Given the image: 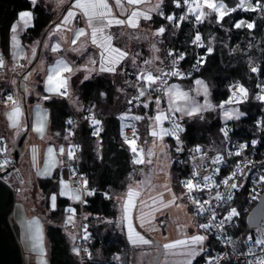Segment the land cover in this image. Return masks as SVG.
Returning a JSON list of instances; mask_svg holds the SVG:
<instances>
[{
    "label": "rangeland",
    "instance_id": "obj_1",
    "mask_svg": "<svg viewBox=\"0 0 264 264\" xmlns=\"http://www.w3.org/2000/svg\"><path fill=\"white\" fill-rule=\"evenodd\" d=\"M47 1L55 2L56 5L54 6L61 7V9L66 2H70V4L64 7L63 16L51 27L45 37L41 41H37L31 48L24 45L19 32L32 26L34 14L32 10H22L20 13L30 12L31 17H26L27 23H25L19 16L13 24L16 31H12L11 35L12 61L7 62V58L0 51V59L3 61L2 69L0 68V139L7 143L11 151L14 149L18 135L25 131L28 132L26 149L19 159L13 163L22 175V180L18 182L14 177L10 179L14 186L19 189L15 196L10 221L19 240L24 264H41V260L46 261V264L50 263L46 227L50 223L48 213L50 209L55 208L52 206L51 197L53 195L56 197L55 206L59 196L67 197L70 201L68 207L74 209V212L77 210L76 203L79 201L74 197L79 195L81 199V195L76 192L69 179L72 169L68 155L70 140L67 136L64 141L59 142L50 131V110L44 104V101L52 95H57L63 89L48 91L49 87L55 89L58 83L57 79H54L51 85L48 83V77L53 75L52 69L57 67L59 61H63L72 69L71 72L61 71L59 79L66 80L68 92L65 98L71 102V113H73V111L77 112V109L82 106L73 94L72 78L74 75L82 81L94 73L107 71H102V67L105 69L114 67L116 70L120 66L122 70L120 73L123 74L122 80H124L122 81L124 86L118 87L121 93H131L128 87L141 91L143 85L147 86L148 89L157 90L160 87L162 68L167 62L166 45L168 40H165L166 28L164 26L154 28L149 22L151 17L149 10H154V8L160 6L163 0H142L138 4H128L127 0L126 2L121 0L119 5L116 0H107L111 15H107L103 19L94 16L91 26H89L88 17L84 15L83 10L74 7L75 0ZM214 2L217 5L222 3L225 6L220 10L225 13L222 18L220 12L214 10L219 20H222L231 12V7L225 1L214 0ZM257 4L259 2L253 0H240V7L243 9L252 10ZM208 9L210 8L204 4V0H200L196 15L200 16V13L203 12V15L200 16L202 20ZM69 11L75 13L74 17H67ZM99 11L101 9H97V12ZM132 12L139 13L134 18L137 25L135 27L127 22L107 24L109 19L113 21L132 19ZM146 16L148 18H145ZM66 19L68 22H65ZM249 23L254 26L252 21L242 18L236 22V25L240 24L243 27ZM93 28L104 29L103 33H97V43L92 42ZM160 28H164L162 34H158ZM80 29H84L87 34L77 39V33ZM107 36L111 37V48L119 49L120 52L126 53L125 56L121 58L117 54H110V50L100 46L104 37ZM74 40L75 43H73ZM57 45H59V49L53 51ZM170 47L171 45H169L167 51L168 60L170 58ZM60 67L62 69L63 65H60ZM253 68L258 67L253 66ZM148 73H151L153 77H157L155 82H149L146 79ZM197 81H202V84H198ZM177 90L187 93L188 100L177 99ZM7 91L8 93H6ZM166 94L167 107L160 95L151 97L153 101V115L150 123L152 139L144 145L135 141L134 146L137 151L134 152L133 160L138 168L130 173V182L126 189L116 196L119 215L116 217L118 222L112 226L117 227L120 231L125 230L130 244L128 249L113 255L114 262L119 259L120 264H153L158 253L159 243L165 245L177 240H189L196 235L205 237L207 235L200 227L197 216L198 207L193 202L191 194L185 189L183 181L181 184L182 189H176L175 187L174 178L178 181V176L177 170L173 166L176 157L173 152L174 149L179 150L180 145L178 141H176V145L171 144V133L167 119L157 121L155 117L161 114L167 116L168 108L177 114L183 129L185 128V119L194 115L205 117L208 112L215 111L214 118L222 123L236 119L237 110L242 113L241 116L244 115V111L238 103H227V100H223L219 104H215L210 86L202 77L195 78L192 85H187L185 79L174 78L168 83ZM31 95L37 96V100L34 102L29 101L28 97ZM8 97L12 99L9 100ZM147 102L144 103L147 104ZM221 105L223 106L221 107ZM193 106L199 108V111L188 115L189 108ZM17 107L20 114L16 118V125L13 126V120L9 117ZM177 108L180 111H176ZM225 112L230 113V116L226 117ZM37 127H42L43 132H38ZM153 131L157 132L158 135L153 136ZM128 144L133 148L132 143ZM50 149L52 150L51 153L49 152ZM61 149H63V152H61ZM140 160L143 162H138ZM41 178H57L58 191L51 193L47 198L38 185ZM130 191L139 193V195H134L131 198L132 206L129 211H126L125 205L128 203ZM62 192L67 194L62 195ZM68 215L66 209V221L61 222L60 226L68 234L72 247L78 249V224L81 218L78 213H72V220L69 222V219H66L69 218ZM82 216L86 222L90 221L87 211ZM129 216L134 232L144 236L145 239H149L150 244H133L131 242L128 228ZM33 221H38V224L31 223ZM104 222L111 225L112 219L106 218ZM69 223L72 226H68ZM41 231L43 235V255H41L38 239ZM256 233L258 234V227H255ZM133 238H135L134 234ZM92 243L93 239L89 246L90 256L93 258ZM190 250H194L196 255L188 256L186 253ZM204 251L205 240L202 244L189 242L188 245L179 246L172 250L164 248L159 264H183L189 259L191 264H194L197 256ZM76 255L80 262V253H76Z\"/></svg>",
    "mask_w": 264,
    "mask_h": 264
},
{
    "label": "trees",
    "instance_id": "obj_2",
    "mask_svg": "<svg viewBox=\"0 0 264 264\" xmlns=\"http://www.w3.org/2000/svg\"><path fill=\"white\" fill-rule=\"evenodd\" d=\"M230 7L231 12L222 20H219L217 13L208 9L201 20V29L204 32L205 62L201 71L193 77L185 79L187 85H192L195 78L202 77L209 84L212 99L215 104L227 100L229 96V85L231 82L239 81L245 84L249 93L255 91L256 74L252 71L253 66L259 68L260 75L264 76V0H253L259 2L255 10L243 9L240 7V0H223ZM173 0H163L157 8L171 6ZM54 6L55 2L38 0L33 4L32 0H0V51L11 62V35L13 24L19 18L22 10H32L34 20L32 26L20 30V37L27 48L41 41L51 27L56 24L64 14V7ZM246 18L254 23L250 29L247 26L236 27L239 19ZM149 22L154 28L164 26L166 28V60L165 69L169 65L168 48L172 43V27L155 17H150ZM192 24H187V27ZM190 32V28L187 29ZM122 70L105 71L92 74L82 81L75 75L72 78L73 94L82 105L77 109L79 115L87 112H95L104 116L103 130L100 136L91 132V126L85 122L78 130V137L82 142V169L87 180L96 188L94 196L89 198L86 211L90 216L87 221L89 233L93 239V259L87 264H120L114 262L113 255L128 249L130 246L125 230L118 229L112 225L116 224L118 212L119 192L126 189L130 173L138 168L134 158V152L130 144L122 140L120 134L119 120L115 114L126 107L135 96H141V92L151 90L143 85L141 91L128 87L131 93H121L118 87L124 86ZM146 88V89H145ZM71 94V93H70ZM28 100L34 102L37 96L31 95ZM148 101L147 104L144 102ZM50 110V131L53 137L64 141L69 135L72 123L67 121L71 114V102L65 97L53 95L44 101ZM244 115L234 119L237 129L248 128L252 119L258 111V104L253 101L240 103ZM134 110L141 117L139 119L138 142L144 145L152 139L150 135V123L153 115V101L151 97H143L139 106ZM215 111L208 112L205 117L194 115L185 119L183 128L184 138L193 146H203L208 153L223 149L225 139L221 131L222 122L214 118ZM171 144L176 145V140L170 136ZM179 151L174 149L176 156ZM177 170L178 181L174 178L176 189H182V181L185 175L183 168L174 163ZM137 178V177H134ZM182 179V180H181ZM39 187L50 196L57 192L59 183L57 178H41L38 181ZM48 203V199H47ZM70 201L67 197L59 196L57 205L50 209L46 227L47 240L49 244V264H79L78 257L71 245L66 231L60 226L65 221L66 209ZM246 214L240 218L236 232L240 240L245 239L250 233H255V228L247 225ZM112 219L111 225L106 224L104 219ZM52 221V223H51ZM94 221V222H93ZM97 223H96V222ZM96 223V224H95ZM92 224V226H91ZM95 224V225H93ZM212 235H208L205 247L217 246ZM16 256L20 258V251L16 249ZM204 258V254L195 260L197 264ZM127 264V263H121Z\"/></svg>",
    "mask_w": 264,
    "mask_h": 264
},
{
    "label": "built area",
    "instance_id": "obj_3",
    "mask_svg": "<svg viewBox=\"0 0 264 264\" xmlns=\"http://www.w3.org/2000/svg\"><path fill=\"white\" fill-rule=\"evenodd\" d=\"M123 1L126 2V0ZM199 3L200 0H173L169 7L162 6L158 10H149L152 17L168 23L173 29V41L169 51L170 63L160 74L159 89L147 90L144 95L135 96L130 104L115 114L119 120L121 138L126 143L139 139V119H135V117L140 116L134 108L139 106L144 96L160 95L167 107L166 87L168 83L174 78L189 79L201 71L206 54L201 19L197 20L196 15ZM168 17H173V19L170 20ZM189 23L192 25L187 27ZM189 28L190 32L187 31ZM197 35L200 36L199 41L195 39ZM0 68L2 69V67ZM255 69L257 71H255L254 93L250 96L249 89L245 84L234 81L229 85L230 93L227 101L233 100L232 103L235 104L253 101L258 104V111L248 128L237 129L234 119L222 123L221 131L223 135L227 131V136L224 135L225 143L220 151L208 153L203 146L191 145L183 136L177 114L167 108V124L171 137L180 145L179 154L176 155L174 163L183 168L185 172L183 178L185 189L189 192L186 187V182L189 180L194 185L193 190L189 193L193 200L200 202L196 203L198 220L200 225H210L202 230L208 235H212L218 244L206 248L204 258L197 264H209V262L211 264H248L249 261L255 264L258 257H264V245L255 244V240L264 232V221L257 226L258 234L250 233L243 240L239 239L236 232V226L239 225L242 215H247L264 193V180H261V177H264V99L259 98L264 96V76L260 75L259 68ZM173 72L178 75H172ZM238 86L247 90L246 98L239 95L234 97V93L238 92ZM67 92L68 87L66 86L61 90L59 96L67 97ZM103 118V115L95 112H87L81 116L76 111H73L67 118L72 123L69 129L70 149L68 155L72 165L69 179L75 190L81 195V199L77 203L78 209L73 212L74 214L78 213L81 218L78 224L77 240V247L81 255L80 264H87L89 260L93 259L89 250L92 237L82 215L86 213L89 198L94 196L97 190L87 180L82 169V142L78 137V130L83 123L87 122L91 126L92 134L99 137L103 130ZM93 120L100 123L94 124ZM97 130H99L98 133ZM13 163L14 159L9 146L0 139V177L11 185L16 196L19 189L10 179L14 177L20 182L22 175ZM233 173H235L234 176ZM204 177H211V180L206 181ZM225 180H228V185L224 184ZM233 183L237 185L236 188L230 187ZM89 192L92 194L89 195ZM217 194H220L223 199H216ZM228 196H231V199H228ZM200 205H203L204 211L200 210ZM209 208H211V212L208 211ZM232 209H236L239 215L232 217L231 220H226L225 218ZM212 212L215 213L214 220ZM67 213L72 214L68 210ZM68 226L72 225L69 223ZM249 237L252 239L249 240ZM229 241L231 242L229 243ZM250 249L255 253V256L247 254ZM225 256L226 259H224ZM115 262L120 263V260L117 259Z\"/></svg>",
    "mask_w": 264,
    "mask_h": 264
},
{
    "label": "snow or ice",
    "instance_id": "obj_4",
    "mask_svg": "<svg viewBox=\"0 0 264 264\" xmlns=\"http://www.w3.org/2000/svg\"><path fill=\"white\" fill-rule=\"evenodd\" d=\"M32 2H33V4H35L36 0H32ZM141 2H142V0H127V3H128V4H138V3H141ZM116 3L119 5V4L121 3V0H116ZM204 4H206L208 8L213 9V10H215L216 12H220V16H221V18H222L223 15L225 14V13H223V12L220 11L221 9H223V8L225 7L222 3L219 4V5H217V4L214 2V0H204ZM197 6H199V4H198ZM259 6H260V5L257 4L252 10H255V9L258 8ZM74 7H76V8H80V9L83 10L84 15H86V16L88 17V24H89V26L92 25V18H93L94 16H98L99 18L103 19L105 16H107V15H111V9H110V6H109L108 3H107V0H75V5H74ZM97 9H101V11L97 12ZM74 15H75V13H74L73 11H69V12L67 13V17H68V18H72V17H74ZM138 15H139L138 12H132V13H131V17H132V19H129V20H127V21H123V20H115V21H113V20L109 19V20H107V24H108V25H111L112 23L123 24V23L127 22L129 25L135 27V26H137V25H136V21H135L134 18L137 17ZM202 15H203V12L200 13V16H202ZM19 16H20V19H21V20H24V22L27 23V20H26L25 18H26V17L30 18V17H31V13H30V12H22V13L19 14ZM200 16H197V20L200 19ZM145 18H148V17L146 16ZM168 19L171 20V19H173V17H168ZM65 22H68L67 19H66ZM240 26H241L240 24H237V25H236V27H240ZM247 27L251 29V28L253 27V24H250V23H249V24H247ZM12 31H13V32L16 31V27H15V26H13ZM103 31H104L103 28H93V30H92V42H93V43H97V39H96V37H97V33H98V32H99V33H103ZM163 32H164V28H160L158 34H162ZM86 34H87V33L84 31V29H80V30L78 31V33H77V39H79L80 36H84V35H86ZM195 39H196V41H199V40H200V36L197 35ZM110 41H111V37H110V36L104 37L103 42L100 43V46L103 47V48H105L106 50H110V54H117V55H118L119 57H121V58H122L123 56L126 55V53L120 52L119 49L111 48ZM75 42H76V41L74 40L73 43H75ZM58 49H59V45H57V46L53 49V51H56V50H58ZM102 55H103V54H102ZM60 65H63V68H62V69H61ZM2 66H3V61H2V59H0V67H2ZM101 70H102V71H104V70H107V71H114L115 69H114V67L107 68V69H105V68L102 67ZM61 71H64V72H71L72 69H71L70 67H68L67 64H65L63 61H59L58 64H57V67H54V68L52 69L53 75H50V76L48 77V83H49L50 85L52 84V82H53L54 79H57V80H58V83H57L55 89H53L52 87H49L48 91H53V90H55V91H59L60 88H66V86H67V85H66V80H64V79H59V73H60ZM252 71L255 72V71H257V69L253 68ZM171 74H172V75H178V73H176V72H173V73H171ZM146 79H147L149 82H155V80L157 79V77H153V75H152L151 73H148L147 76H146ZM197 83H198V84H202V81H197ZM205 90H206V89H205ZM61 94H63V93H61ZM140 94L143 95V92H141ZM237 95L242 96L243 98H246V97H247V90H246L245 88H243L242 86H238V92H237V93H234V97H236ZM176 97H177V99L188 100V94H187V93H184V92H180V91H178V90H177V92H176ZM259 98H260V99H264V96H261V97H259ZM8 99L11 100L12 98H11V97H8ZM232 102H233V100H229V101H227V103H232ZM222 106H223V105H221V107H222ZM176 111H180V109L177 108ZM198 111H199V108L193 106V107H190V108H189L187 114H188V115H192V114H194L195 112H198ZM19 114H20V110H19V108L17 107V108L14 110V112L10 115L9 118L13 120V126L16 125V118L19 116ZM241 115H242V113H239V111L237 110V111H236L235 118H236V119H239ZM225 116H226V117H229V116H230V113L225 112ZM140 118H141V117H135V119H140ZM167 118H168V117L165 116V115H163V114H161V115H157V116L155 117V119H156L157 121H160V120H162V119H167ZM69 123H71V121H69ZM93 123H94V124H99L100 122L97 121V120H93ZM177 127H178V126H177ZM36 130H37L38 132H43V128H42V127H37ZM98 131H99V130H97V133H98ZM164 131H167V130H164ZM97 133H94V134H97ZM152 135H153V136H156V135H158V133L155 132V131H153V132H152ZM224 135L227 136V131L224 132ZM125 139L127 140V138H125ZM131 143H132V145H133L132 151H133V152H136L137 149H136L135 146H134V145H135V141L133 140V141H131ZM253 143H255V142H253ZM51 151H52V150L50 149L49 152L51 153ZM141 151H142V150H141ZM197 151H199V149H197ZM61 152H63V149H61ZM237 154H238V153H237ZM70 155H71V153H70ZM138 162H143V161L140 160V161H138ZM149 162H150V161H149ZM232 175L234 176L235 173H233ZM204 179H205L206 181H210V180H211V177H204ZM261 180H264V177H261ZM84 183L86 184L87 182L85 181ZM224 184H225V185H228V180H225V181H224ZM65 187H67V185H65ZM186 187L188 188L189 192H191V191L193 190L194 185H193V183H192L191 180H189V181L186 182ZM230 187H231V188H236L237 185H236L235 183H233V184L230 185ZM61 194H62V195H66L67 193H66V192H62ZM88 194L91 195L92 193L89 192ZM128 195H129V200H128V203L125 205V209H126V211H129V210H130V207L132 206V199H131V198H132L134 195H139V193H133V192L130 191ZM74 198H75L76 200H80V196H79V195H76ZM227 198H228V199H231V196H228ZM216 199H223V197H221L220 194H217ZM51 200L53 201V205H52V206H53V208H54V207H55V203H54V202H55V200H56L55 195H53V196L51 197ZM193 202H194V203H197V204L200 203L199 201H196V200H194ZM205 203H208V201H205ZM200 210H201V211H204V207H203V205H200ZM208 211L211 212V211H212L211 208H209ZM68 212H69V213H73V212H74V209H71V208H70V209H68ZM237 215H239V213H237L236 209H232V210L230 211V213L228 214V216H227L225 219H226V220H231L232 217L237 216ZM68 219H69V222H71V220H72V216L70 215ZM212 219H213V220L215 219V213H214V212H212ZM128 220H129V223H128V228H129V239L131 240V242H132L133 244H137V243H140V244H150L151 241H150L149 239H145L144 236L140 235L139 233L134 232V229H133V227H132V223H131V218H130V216L128 217ZM31 223H36V224H38V221H33V222H31ZM221 223H223V222H221ZM209 226H210V225H208V224H202V225H200L201 228H208ZM133 234H134L135 238H133ZM85 238H87V237H85ZM38 239H39V242H40V251H41V255H43V235H42V231L40 232V234H39V236H38ZM205 239H206L205 236L196 235V236H192L189 240H177V241H174V242H172V243H167V244L163 245V247L166 248V249L172 250V249H176V248L179 247V246L188 245L189 242H191L192 244H202L203 241H204ZM248 239L251 240L252 238L249 237ZM230 242H231V241H229V243H230ZM255 244H256V245H264V232H262L261 235H260V237L257 238V239L255 240ZM74 251H75L77 254H79V250H78V249H74ZM186 254H187L188 256H195V255H196V252H195L194 250H190V251H189L188 253H186ZM247 254H248V255H253V256H255V253H253V252L251 251V249L249 250V252H248ZM226 258H227V257L225 256L224 259H226ZM41 264H46V261L41 260ZM183 264H191V260L189 259V260L183 262ZM209 264H211V262H209ZM248 264H252V262L249 261ZM255 264H264V257H258V258L256 259V261H255Z\"/></svg>",
    "mask_w": 264,
    "mask_h": 264
},
{
    "label": "water",
    "instance_id": "obj_5",
    "mask_svg": "<svg viewBox=\"0 0 264 264\" xmlns=\"http://www.w3.org/2000/svg\"><path fill=\"white\" fill-rule=\"evenodd\" d=\"M28 132H22L15 141L14 149L10 151L14 161H17L26 149ZM15 204V193L11 185L0 177V264H24L19 240L11 225L10 215ZM264 221V193L246 216L247 225L255 228ZM158 253L153 264H159L164 248L158 244ZM20 251V258L16 256Z\"/></svg>",
    "mask_w": 264,
    "mask_h": 264
},
{
    "label": "crops",
    "instance_id": "obj_6",
    "mask_svg": "<svg viewBox=\"0 0 264 264\" xmlns=\"http://www.w3.org/2000/svg\"><path fill=\"white\" fill-rule=\"evenodd\" d=\"M60 1V0H59ZM19 35H20V32H19ZM59 94V93H58ZM57 94V95H58ZM53 96V95H52ZM77 192V191H76ZM44 193V192H43ZM45 194V193H44ZM76 206H77V203H76ZM56 207V206H55ZM71 207H67V210L68 209H70ZM72 209V208H71ZM77 209H78V206H77ZM68 216H70V214L68 215ZM74 218V217H73ZM66 219H68V218H66ZM66 221V220H65ZM207 237H208V234L206 235V239H207ZM206 239H205V242H206ZM205 250H206V247H205ZM205 253V251L203 252V253H201V254H199L198 256H197V258L196 259H198V257L200 256V255H202V254H204ZM195 259V260H196Z\"/></svg>",
    "mask_w": 264,
    "mask_h": 264
}]
</instances>
